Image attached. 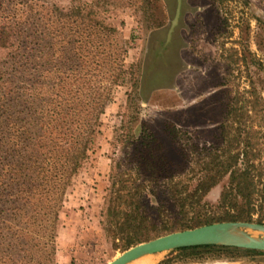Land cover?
Returning <instances> with one entry per match:
<instances>
[{
	"label": "trees",
	"instance_id": "trees-1",
	"mask_svg": "<svg viewBox=\"0 0 264 264\" xmlns=\"http://www.w3.org/2000/svg\"><path fill=\"white\" fill-rule=\"evenodd\" d=\"M149 1L72 0L65 8L46 0H0V49L7 50L0 58V264H56L68 188L91 157L116 89L129 86L131 104L140 81L139 67L126 64L128 41L106 14L140 10ZM263 110L253 83L237 89L220 144L199 152L178 144V164L153 138L137 142L145 125L134 130L129 125L120 140L126 153L133 146L136 154L111 171L102 220L114 248L124 251L214 222L263 223L264 212L257 210L264 196ZM170 127L176 137L178 130ZM225 177L213 205L206 196ZM216 250L264 255L218 245L181 247L170 254L188 258Z\"/></svg>",
	"mask_w": 264,
	"mask_h": 264
},
{
	"label": "rangeland",
	"instance_id": "rangeland-1",
	"mask_svg": "<svg viewBox=\"0 0 264 264\" xmlns=\"http://www.w3.org/2000/svg\"><path fill=\"white\" fill-rule=\"evenodd\" d=\"M46 1L65 8L72 3ZM176 7V0H150L140 10L122 8L106 14L128 41L126 64L139 67L140 81L131 104L127 101L130 87L116 89L113 102L102 115V131L91 157L68 188L60 211L56 264H108L123 252L106 236L102 220L111 171L118 162H129L136 154L133 146L129 153L124 151L129 125L132 130L138 124L145 125V132L136 134L137 142L153 138L167 147L178 164V144L198 152L220 144L221 125L237 89H249L253 83L264 107V0H183L168 61L157 54L168 36ZM6 53L0 49V58ZM170 124L178 130L176 137ZM262 131L264 135V126ZM261 163L264 165V137ZM227 181L225 177L214 186L206 200L217 204ZM260 205L258 212H264V196ZM170 252L131 264L146 259L158 264L169 258H173L169 264H264L260 254L216 250L177 258Z\"/></svg>",
	"mask_w": 264,
	"mask_h": 264
},
{
	"label": "water",
	"instance_id": "water-1",
	"mask_svg": "<svg viewBox=\"0 0 264 264\" xmlns=\"http://www.w3.org/2000/svg\"><path fill=\"white\" fill-rule=\"evenodd\" d=\"M177 2L176 14L168 32L167 42L171 40L181 14L182 0H177ZM198 245H218L264 251V223L221 221L172 231L129 247L108 264H131L144 257Z\"/></svg>",
	"mask_w": 264,
	"mask_h": 264
},
{
	"label": "flooded vegetation",
	"instance_id": "flooded-vegetation-1",
	"mask_svg": "<svg viewBox=\"0 0 264 264\" xmlns=\"http://www.w3.org/2000/svg\"><path fill=\"white\" fill-rule=\"evenodd\" d=\"M176 2H177V0H176ZM177 5H178V2H177ZM176 9H177V7H176ZM181 10L183 11V0H182V4H181ZM167 40L168 39L166 38L165 42L162 43V45L160 47V51L157 55L159 58H162L163 60L166 59L169 61V59H171V57L170 56L166 57V56H167V54H169L171 52L172 49H174V47H173L174 42L171 40L169 42H167Z\"/></svg>",
	"mask_w": 264,
	"mask_h": 264
},
{
	"label": "bare ground",
	"instance_id": "bare-ground-1",
	"mask_svg": "<svg viewBox=\"0 0 264 264\" xmlns=\"http://www.w3.org/2000/svg\"><path fill=\"white\" fill-rule=\"evenodd\" d=\"M144 259V258H143ZM139 263V262H138ZM152 261L149 259L143 260L142 262H140L139 264H151Z\"/></svg>",
	"mask_w": 264,
	"mask_h": 264
}]
</instances>
